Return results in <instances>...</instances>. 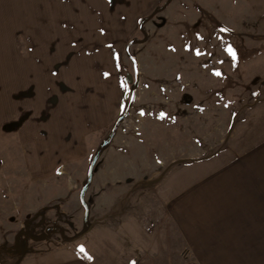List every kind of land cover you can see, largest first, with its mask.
Masks as SVG:
<instances>
[{
  "label": "rangeland",
  "instance_id": "374dc122",
  "mask_svg": "<svg viewBox=\"0 0 264 264\" xmlns=\"http://www.w3.org/2000/svg\"><path fill=\"white\" fill-rule=\"evenodd\" d=\"M129 108L85 197L96 192V212L120 205L103 218L116 227L152 202V171L182 168L167 159L216 153L236 124L245 133L263 122L264 0H163L148 11L136 0H0V264L88 248L91 232L66 239L89 228L81 190Z\"/></svg>",
  "mask_w": 264,
  "mask_h": 264
},
{
  "label": "crops",
  "instance_id": "0c3cea01",
  "mask_svg": "<svg viewBox=\"0 0 264 264\" xmlns=\"http://www.w3.org/2000/svg\"><path fill=\"white\" fill-rule=\"evenodd\" d=\"M162 1L136 4L148 11ZM18 78L23 84L17 86L25 88L24 77ZM247 124L245 133H238L236 124L216 153L167 159L170 168L182 167L173 177L162 168L152 171L147 178L155 183L152 202L137 205L133 221L124 219L118 227L104 223L122 210L117 205L96 212L93 192L87 201L88 248L47 250L46 264H254L256 256L264 257V120ZM64 258L71 261L63 263Z\"/></svg>",
  "mask_w": 264,
  "mask_h": 264
},
{
  "label": "water",
  "instance_id": "95a60500",
  "mask_svg": "<svg viewBox=\"0 0 264 264\" xmlns=\"http://www.w3.org/2000/svg\"><path fill=\"white\" fill-rule=\"evenodd\" d=\"M150 20V18H147V19H144L141 24H140V27L141 29L143 30V27L144 25ZM147 40V37H146V34H145V39L142 40V41H138V40H134L132 41L128 46H127V53H129V48L134 45V44H137V43H141V42H145ZM131 59L132 61L135 63V68H136V73H137V65H136V61H135V58L133 56H131ZM137 88H138V79H136L134 85H133V89H132V98H131V103L133 102L134 100V97H135V94H136V91H137ZM131 106V105H130ZM129 111H130V108L127 110V112L125 113V115H123L122 117H120L117 121V123L115 124V127L112 131V133L110 134V136L102 143L101 147L99 148V150L97 151L96 155L94 156L91 164H90V167H89V172H88V178H87V181L85 183V185L83 186L82 190H81V195H80V199H81V202H82V205L83 207L85 208V211H86V219L88 218V213H89V207H88V204L86 203L85 201V197H86V194L90 188V185L92 184V181H93V176H94V169L96 167V164L97 162L99 161L104 149L109 146L111 144V142L113 141L115 135H116V131L118 129V127L121 125V123L127 118V116L129 115Z\"/></svg>",
  "mask_w": 264,
  "mask_h": 264
},
{
  "label": "trees",
  "instance_id": "16d2710c",
  "mask_svg": "<svg viewBox=\"0 0 264 264\" xmlns=\"http://www.w3.org/2000/svg\"><path fill=\"white\" fill-rule=\"evenodd\" d=\"M87 231H88V228L85 227L79 234H77L76 236H74L72 238H67L66 240H75V239L81 237L82 235H84Z\"/></svg>",
  "mask_w": 264,
  "mask_h": 264
},
{
  "label": "snow or ice",
  "instance_id": "6c2138e0",
  "mask_svg": "<svg viewBox=\"0 0 264 264\" xmlns=\"http://www.w3.org/2000/svg\"><path fill=\"white\" fill-rule=\"evenodd\" d=\"M228 51H229L230 54L233 55V58H235V54H234V52L232 51V49L229 48ZM218 74H219V73H217V75H218ZM81 251H83V248H81Z\"/></svg>",
  "mask_w": 264,
  "mask_h": 264
}]
</instances>
